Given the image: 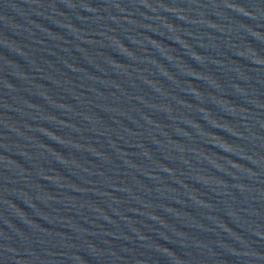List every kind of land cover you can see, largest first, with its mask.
<instances>
[{"label":"water","instance_id":"1","mask_svg":"<svg viewBox=\"0 0 264 264\" xmlns=\"http://www.w3.org/2000/svg\"><path fill=\"white\" fill-rule=\"evenodd\" d=\"M0 264H264V0H0Z\"/></svg>","mask_w":264,"mask_h":264}]
</instances>
